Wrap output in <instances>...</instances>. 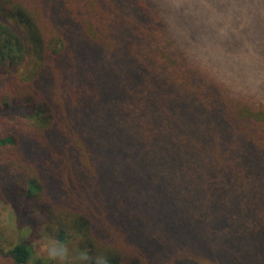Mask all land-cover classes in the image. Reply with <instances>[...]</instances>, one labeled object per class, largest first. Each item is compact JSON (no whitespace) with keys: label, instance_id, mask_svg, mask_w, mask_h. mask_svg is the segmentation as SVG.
<instances>
[{"label":"trees","instance_id":"16d2710c","mask_svg":"<svg viewBox=\"0 0 264 264\" xmlns=\"http://www.w3.org/2000/svg\"><path fill=\"white\" fill-rule=\"evenodd\" d=\"M0 200V264H264V0H0Z\"/></svg>","mask_w":264,"mask_h":264},{"label":"rangeland","instance_id":"374dc122","mask_svg":"<svg viewBox=\"0 0 264 264\" xmlns=\"http://www.w3.org/2000/svg\"><path fill=\"white\" fill-rule=\"evenodd\" d=\"M13 210L9 203L0 200V237L13 240L16 236ZM33 245L32 260L29 264H63L62 256L56 260V250L46 239L35 240ZM35 260L37 262L35 263Z\"/></svg>","mask_w":264,"mask_h":264},{"label":"clouds","instance_id":"9594fccd","mask_svg":"<svg viewBox=\"0 0 264 264\" xmlns=\"http://www.w3.org/2000/svg\"><path fill=\"white\" fill-rule=\"evenodd\" d=\"M54 255H61L62 253H53ZM95 264H109L108 260L106 257H103V256H98L96 259H95Z\"/></svg>","mask_w":264,"mask_h":264}]
</instances>
